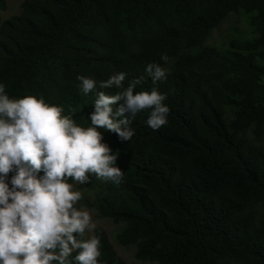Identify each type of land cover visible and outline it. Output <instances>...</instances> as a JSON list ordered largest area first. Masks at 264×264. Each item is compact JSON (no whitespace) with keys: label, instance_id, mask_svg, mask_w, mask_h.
Wrapping results in <instances>:
<instances>
[{"label":"trees","instance_id":"16d2710c","mask_svg":"<svg viewBox=\"0 0 264 264\" xmlns=\"http://www.w3.org/2000/svg\"><path fill=\"white\" fill-rule=\"evenodd\" d=\"M229 19L225 43H208ZM148 63L166 79L154 83ZM119 72L123 88L142 77L134 91L166 97L168 123L154 130L141 111L125 142L98 128L123 180L89 174L76 206L118 224L116 243L142 261L264 264V0H22L1 22L0 83L12 98L43 97L88 127L97 93L123 90L99 86ZM79 75L97 82L87 95ZM94 235L100 264H124L102 228Z\"/></svg>","mask_w":264,"mask_h":264},{"label":"clouds","instance_id":"9594fccd","mask_svg":"<svg viewBox=\"0 0 264 264\" xmlns=\"http://www.w3.org/2000/svg\"><path fill=\"white\" fill-rule=\"evenodd\" d=\"M161 59L168 61L166 54ZM145 71L154 83L167 76L156 63H148ZM126 75L113 74L99 86L121 89ZM77 79L85 95L97 86L92 78ZM141 80H131L113 95L99 91L88 127L43 97L12 98L0 83V264H72L69 257L74 251L76 264H100L99 237L84 238L96 225L87 210L76 206L82 195L69 181L83 185L94 174L115 185L122 182L118 153L112 154L102 143L98 128L125 142L135 134L131 124L141 111L150 110L146 123L154 130L168 123L166 97L156 88L134 91ZM12 171L9 187L6 177Z\"/></svg>","mask_w":264,"mask_h":264},{"label":"rangeland","instance_id":"374dc122","mask_svg":"<svg viewBox=\"0 0 264 264\" xmlns=\"http://www.w3.org/2000/svg\"><path fill=\"white\" fill-rule=\"evenodd\" d=\"M6 2H7L6 9L1 11V22L16 14H19L21 11L22 0H6ZM1 22H0V25H1ZM231 27H232V20L231 19L226 20L224 23L220 25V27L212 31L207 42L213 45H222L223 43H225L230 32L232 31ZM75 188L78 191L82 190L79 184H76ZM80 209L87 210L91 214L92 221L96 225L95 228L99 227L105 231L117 256L123 260L124 264H154L149 261H142V260L137 259L134 256L133 246H121L116 243L115 239L113 238V233L118 229L119 227L118 224H115L106 218L97 217L96 213L87 206L83 205L82 207H80ZM91 235H94V230L92 232L86 231L84 238H88Z\"/></svg>","mask_w":264,"mask_h":264}]
</instances>
